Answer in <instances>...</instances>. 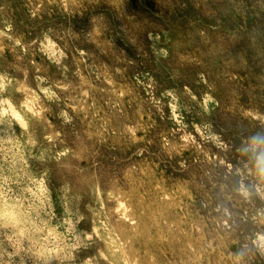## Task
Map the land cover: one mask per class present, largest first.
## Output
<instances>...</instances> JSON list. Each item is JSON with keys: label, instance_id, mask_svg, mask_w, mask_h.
<instances>
[{"label": "rangeland", "instance_id": "rangeland-1", "mask_svg": "<svg viewBox=\"0 0 264 264\" xmlns=\"http://www.w3.org/2000/svg\"><path fill=\"white\" fill-rule=\"evenodd\" d=\"M0 264H264V0H0Z\"/></svg>", "mask_w": 264, "mask_h": 264}]
</instances>
